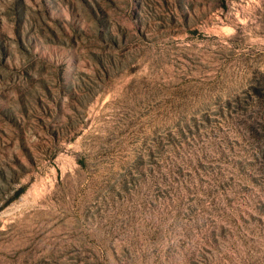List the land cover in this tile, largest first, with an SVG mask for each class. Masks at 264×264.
I'll list each match as a JSON object with an SVG mask.
<instances>
[{
    "label": "rangeland",
    "instance_id": "obj_1",
    "mask_svg": "<svg viewBox=\"0 0 264 264\" xmlns=\"http://www.w3.org/2000/svg\"><path fill=\"white\" fill-rule=\"evenodd\" d=\"M0 264H264V0H0Z\"/></svg>",
    "mask_w": 264,
    "mask_h": 264
}]
</instances>
